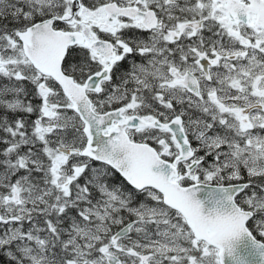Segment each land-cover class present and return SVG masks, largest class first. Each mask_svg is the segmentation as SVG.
I'll return each mask as SVG.
<instances>
[{"label":"snow or ice","instance_id":"obj_1","mask_svg":"<svg viewBox=\"0 0 264 264\" xmlns=\"http://www.w3.org/2000/svg\"><path fill=\"white\" fill-rule=\"evenodd\" d=\"M0 264H264V0H0Z\"/></svg>","mask_w":264,"mask_h":264}]
</instances>
